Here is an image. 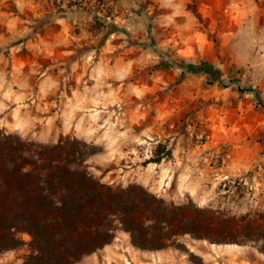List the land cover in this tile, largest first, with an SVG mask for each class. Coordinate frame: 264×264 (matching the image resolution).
<instances>
[{
  "label": "rangeland",
  "instance_id": "374dc122",
  "mask_svg": "<svg viewBox=\"0 0 264 264\" xmlns=\"http://www.w3.org/2000/svg\"><path fill=\"white\" fill-rule=\"evenodd\" d=\"M134 1L148 30L146 47L144 36L136 39V76L106 82L103 101L80 98L82 113L59 116L60 136L98 148L88 165L104 184L137 183L188 205L184 215L192 216L196 236L178 234L180 246L140 249L118 227L109 244L75 264H264L260 242L249 240L264 228V108L239 89L262 87L264 94V0ZM170 61L208 62L219 71L184 72ZM251 102L256 111H247ZM40 116L43 127L52 113ZM160 142L173 155L150 161ZM20 235L24 244L0 253V264H22L30 236Z\"/></svg>",
  "mask_w": 264,
  "mask_h": 264
},
{
  "label": "trees",
  "instance_id": "16d2710c",
  "mask_svg": "<svg viewBox=\"0 0 264 264\" xmlns=\"http://www.w3.org/2000/svg\"><path fill=\"white\" fill-rule=\"evenodd\" d=\"M165 64L210 77L219 71L208 62ZM239 89L252 92L264 108L258 87ZM96 152L77 137L44 143L0 129V253L22 246L21 233L30 236L22 264H75L109 244L118 227L140 249L180 246L178 234L196 236L192 216L184 215L188 205L171 204L137 183L119 189L104 184L88 165ZM155 152L150 161L173 155L161 142ZM249 240L260 242L264 254V228Z\"/></svg>",
  "mask_w": 264,
  "mask_h": 264
},
{
  "label": "crops",
  "instance_id": "0c3cea01",
  "mask_svg": "<svg viewBox=\"0 0 264 264\" xmlns=\"http://www.w3.org/2000/svg\"><path fill=\"white\" fill-rule=\"evenodd\" d=\"M134 2L0 0V127L55 142L63 130L59 116L83 112L80 98L103 101L106 82L135 77L136 39L144 36L146 47L148 30ZM147 57L142 52V64ZM256 108L251 102L247 111ZM46 112L52 117L41 127Z\"/></svg>",
  "mask_w": 264,
  "mask_h": 264
},
{
  "label": "built area",
  "instance_id": "2783aa9c",
  "mask_svg": "<svg viewBox=\"0 0 264 264\" xmlns=\"http://www.w3.org/2000/svg\"><path fill=\"white\" fill-rule=\"evenodd\" d=\"M104 6V1H101L100 2V7H103Z\"/></svg>",
  "mask_w": 264,
  "mask_h": 264
}]
</instances>
